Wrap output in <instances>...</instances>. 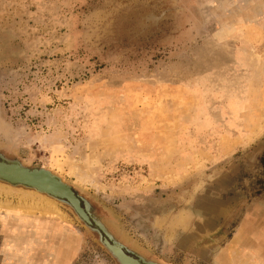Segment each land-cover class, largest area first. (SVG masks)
Here are the masks:
<instances>
[{"label": "rangeland", "instance_id": "obj_1", "mask_svg": "<svg viewBox=\"0 0 264 264\" xmlns=\"http://www.w3.org/2000/svg\"><path fill=\"white\" fill-rule=\"evenodd\" d=\"M0 155V264H264V0H0Z\"/></svg>", "mask_w": 264, "mask_h": 264}, {"label": "bare ground", "instance_id": "obj_2", "mask_svg": "<svg viewBox=\"0 0 264 264\" xmlns=\"http://www.w3.org/2000/svg\"><path fill=\"white\" fill-rule=\"evenodd\" d=\"M1 161L2 160H0V173L6 175L9 179L15 181H18L19 179L32 181L50 190L57 191L59 193H62L63 195L64 194L68 195L69 197H72L76 203H78L77 199L73 196L72 193L74 189L72 187H68V185L63 179L60 180L54 174L47 171H42V170L40 171L38 169H28L16 163L7 164ZM10 187L13 186L11 185L8 186L7 184L5 185L0 183V190L3 192L10 193V191L13 190ZM15 191L17 192V190ZM19 199L24 203L18 204L17 207L25 211L27 210V211H36V212L37 211L52 212V214L53 212L57 211L56 202L55 201L53 202L48 196L36 190L35 192L32 190H21ZM45 203L50 204L51 206L50 210H46ZM5 204H10V202L8 201L0 202V205H5ZM126 261L128 264H140L137 260L131 259L130 257H128Z\"/></svg>", "mask_w": 264, "mask_h": 264}, {"label": "water", "instance_id": "obj_3", "mask_svg": "<svg viewBox=\"0 0 264 264\" xmlns=\"http://www.w3.org/2000/svg\"><path fill=\"white\" fill-rule=\"evenodd\" d=\"M7 162L20 164L17 161H7ZM20 165L22 167H25L26 168V166H24L23 164H20ZM28 169H30V168H28ZM35 169H38L40 171L42 170V171L50 172V173L54 174L55 176H57L60 180L62 179L60 176H58L57 174L53 173L51 170H48L46 168H35ZM0 179H2L4 181L7 180V182L10 183V185L11 184H14V185L15 184L16 185L18 184V185H22V186H25V187H29V188H32V189L40 192V193H45L47 195H50L51 197L60 198V199L65 198V199H67L71 203V205H73V207L77 210V212L81 215V217H83L89 224H92L93 223L91 221V219H90L89 214L81 206L80 200L76 196V194H75L74 191L72 193H73V196L77 199L78 203H76L73 200V198L72 197H69L68 195H65V194L63 195L62 193H59V192L54 191V190H50V189H48V188H46L44 186H41V185L36 184V183H34L32 181H29V180L28 181L25 180V179H19L18 181L11 180L6 175H3L2 173H0ZM66 184L68 185V187H71L67 182H66ZM96 224L105 233V236L103 237V243L113 253V255H115L119 259V261L122 264H128L127 261H126V259L128 257H130L131 259L137 260L140 264H146V263H144V259L143 258H141V257L140 258H136V257L128 254L126 252V250H125V246L122 243L114 240L112 238V236L106 230L105 226L101 222L97 221ZM148 264H156V263L150 262Z\"/></svg>", "mask_w": 264, "mask_h": 264}, {"label": "flooded vegetation", "instance_id": "obj_4", "mask_svg": "<svg viewBox=\"0 0 264 264\" xmlns=\"http://www.w3.org/2000/svg\"><path fill=\"white\" fill-rule=\"evenodd\" d=\"M0 160H2L1 162H4V163H7V164H12L11 162H7V161H9V159H6V158H4V157H2L1 155H0ZM26 168H30V167H26ZM35 168H37V167H31L30 169H35ZM74 192H75V194H76V196L79 198V200H80V204H81V206L85 209V211L89 214V212H88V209L84 206V201H83V199L77 194V192L74 190ZM65 199V198H64ZM67 200V199H66ZM81 216V215H80ZM89 216H90V219H91V221L93 222L92 223V225H94V221H93V219H92V217H91V215L89 214ZM83 218V217H82ZM84 219V218H83ZM85 220V219H84ZM86 221V220H85ZM87 222V221H86ZM126 250V249H125ZM126 252L128 253V254H130V255H132V256H134L133 254H131L130 252H128L127 250H126ZM134 257H136V256H134Z\"/></svg>", "mask_w": 264, "mask_h": 264}]
</instances>
